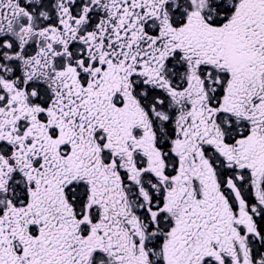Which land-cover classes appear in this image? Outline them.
Segmentation results:
<instances>
[{
  "label": "snow or ice",
  "instance_id": "1",
  "mask_svg": "<svg viewBox=\"0 0 264 264\" xmlns=\"http://www.w3.org/2000/svg\"><path fill=\"white\" fill-rule=\"evenodd\" d=\"M0 264H264V0H0Z\"/></svg>",
  "mask_w": 264,
  "mask_h": 264
}]
</instances>
